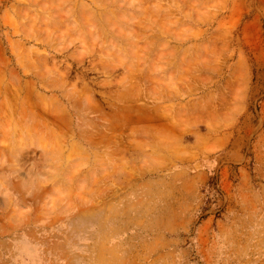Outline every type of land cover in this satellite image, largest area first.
<instances>
[{"label":"rangeland","instance_id":"1","mask_svg":"<svg viewBox=\"0 0 264 264\" xmlns=\"http://www.w3.org/2000/svg\"><path fill=\"white\" fill-rule=\"evenodd\" d=\"M0 264H264V0H0Z\"/></svg>","mask_w":264,"mask_h":264},{"label":"bare ground","instance_id":"2","mask_svg":"<svg viewBox=\"0 0 264 264\" xmlns=\"http://www.w3.org/2000/svg\"><path fill=\"white\" fill-rule=\"evenodd\" d=\"M175 122V121H174ZM177 123V122H176ZM173 124V123H172ZM177 127V126H176ZM174 154V153H173Z\"/></svg>","mask_w":264,"mask_h":264}]
</instances>
